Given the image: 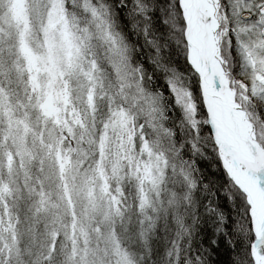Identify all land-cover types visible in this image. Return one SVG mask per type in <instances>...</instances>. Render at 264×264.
Masks as SVG:
<instances>
[{
	"label": "snow or ice",
	"instance_id": "snow-or-ice-1",
	"mask_svg": "<svg viewBox=\"0 0 264 264\" xmlns=\"http://www.w3.org/2000/svg\"><path fill=\"white\" fill-rule=\"evenodd\" d=\"M0 264H264V0H0Z\"/></svg>",
	"mask_w": 264,
	"mask_h": 264
}]
</instances>
